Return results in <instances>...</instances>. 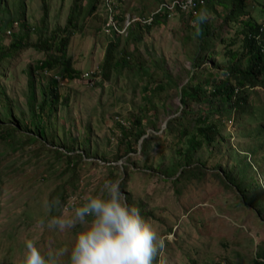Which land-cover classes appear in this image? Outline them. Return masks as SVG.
<instances>
[{
    "label": "rangeland",
    "instance_id": "1",
    "mask_svg": "<svg viewBox=\"0 0 264 264\" xmlns=\"http://www.w3.org/2000/svg\"><path fill=\"white\" fill-rule=\"evenodd\" d=\"M93 1L79 0L75 5L74 0H0V44L7 50L13 41L21 42L11 52L13 58L5 60L4 77L0 78V90L4 91L0 93V122L29 123L27 128L34 129L39 121L37 107L43 98L51 101L50 76L60 78L59 71L44 75L37 66L50 56L56 57L58 42L69 34L66 54L81 76L75 81H57V96L67 97L68 103L60 101L56 113L44 116L43 124L50 128L45 133L50 142L57 137L58 141H68L75 153L87 154L83 156L85 164L71 168L54 154L40 152L43 142L33 134L26 137L24 130L12 127L0 138V264H21L26 240L39 248L48 264H67V251L57 253L71 248L74 233L81 226L64 231L49 227L50 218L60 215L61 207L48 208L45 201L56 200L62 206L70 195L98 192L103 179L127 175L124 166L134 171L126 184L129 196L135 204L143 202L145 213L151 214L145 218L157 232L153 264H252L257 252L264 249L263 91L248 93L245 110L238 108L235 112L231 107L219 126L227 141L222 142V138L213 153H198L199 160L208 161L207 174L184 170L183 176L188 175L178 194L176 187L145 175L149 168L155 170L162 164L169 167L178 149L176 132L167 134V126L183 111L186 82L193 83V75L201 72L192 68L196 58L206 71L201 72L203 87L206 77L208 85L215 82L216 70L232 62L225 57L229 58L227 52L239 54L243 50L238 19L250 16L260 23L264 0H247L244 4L215 0L225 6L213 7L217 2H209L203 8L206 19L202 22H196L194 14L174 13L149 32L142 31L145 36L141 42L131 33L127 39L118 37L117 58L128 56L130 65L119 67L109 79L101 77L90 84L82 75L91 67L103 68L106 46L117 40L101 32L106 17L103 0H98L96 11L91 9ZM164 1L168 0H123V6L126 11L137 13L141 9L144 13L155 11ZM225 9L234 10L230 23L225 21ZM47 45H51L50 50ZM153 82H162L164 90L150 93ZM144 106L151 108L149 121L156 125H143V139L148 138L145 154L141 153V139L135 153L116 160L117 154L127 150L123 140ZM8 108L11 115L6 112ZM116 119L126 125L120 127ZM177 173L171 176L175 179ZM236 184L247 192L241 203L232 192ZM254 202L262 205L260 220Z\"/></svg>",
    "mask_w": 264,
    "mask_h": 264
},
{
    "label": "trees",
    "instance_id": "2",
    "mask_svg": "<svg viewBox=\"0 0 264 264\" xmlns=\"http://www.w3.org/2000/svg\"><path fill=\"white\" fill-rule=\"evenodd\" d=\"M77 1L74 0V4L77 5ZM215 0H211L214 2ZM243 4L246 3L247 0H239ZM216 2V1H215ZM222 3V2H221ZM98 4V0H94L91 6L93 11H96ZM209 3L206 4L208 6ZM222 6H225L221 4ZM205 6H198L195 10L194 18L196 19L197 15L203 10ZM234 14V10H230L229 15L225 17V21L230 23V18ZM46 15V14H45ZM243 16V15H242ZM238 19V16H235L234 20L238 19V26L241 23V30L239 33L242 36L243 41V50L241 53L237 54L233 51H228L227 55H225L227 59L232 58L231 63H227L225 67L222 69L218 68L214 75L216 78L212 82V84L208 85L207 77L204 79L206 83L205 87L201 84L202 82V74L201 72L206 71L202 68L201 61L197 60L195 62V66L192 68L196 69L197 71L201 70V72L195 73L193 76L195 81L191 83L190 81L186 82L184 89H182V113L178 114L175 118L171 119L167 126V134H172L173 131L176 132V146L178 149L175 151V155L171 159L170 166L166 168L165 164H162L157 169L152 170L151 168L148 169L147 177H158L159 180L162 182H167L171 186L176 187L177 193H180V188L185 183V177L188 175L186 173L183 176L184 170H190L191 172L198 173L199 175L207 174L206 164L208 161H201L197 158V155L200 151L205 150V152L213 153L214 150H217L223 136H221V131L219 130V126L222 124L223 120L229 116L231 107L237 112L238 108H243L245 110V105L248 99V93L250 91H256L254 88H260L264 90V51L262 52L260 48L256 46V43L253 39L249 38L256 34L258 29V24L250 16H246L245 19L242 18ZM162 19H166L165 15L158 14L154 22L152 24V28ZM69 25V23L67 24ZM201 26V23H199ZM149 28L148 30L152 29ZM204 30V29H203ZM136 31V32H135ZM142 30L134 29L131 32L132 38L141 42L143 40V34L141 33ZM206 32V31H205ZM215 36V34H214ZM70 35L68 34L66 37H62L58 42V47L56 48V57H48L44 61L40 62L37 66L39 71L42 74L48 75L53 72V70H57L60 79L67 81H75L80 79V72L79 70L75 69L72 65V60L66 54V47H68ZM127 39V38H126ZM264 40V35H263ZM118 37L117 40L111 41L106 46V53L104 54L103 60V68L102 75L104 79H109L113 72H117L120 68L128 67L130 65V60L127 58L128 56H123L122 60H118L116 49L118 48ZM264 45V43H262ZM21 46V42L19 40L13 41L10 46L7 47V50L3 49V46L0 44V78L4 77V70H5V60L7 58H13L11 53L14 48ZM51 45H47L45 48L50 50ZM10 51L8 52V50ZM244 59V60H243ZM244 61V66L241 65V61ZM214 63V62H211ZM139 64V62H138ZM205 64V63H204ZM140 68V67H139ZM145 76L150 77L148 71L144 72ZM31 82L35 77L34 71L30 73ZM58 75H51V84L53 88H50V98L51 101L47 102L44 98L42 99L41 104L37 107L36 116L39 118V121L35 124L34 129L31 131L29 130V123H24L22 126V122L20 124L14 125L13 121L11 124H6L4 122H0V138L4 135L10 133V129L14 127V130H24L26 131V137H36L43 143H39L41 146L42 151H46V153L54 154L56 157L60 158L67 167L74 168L78 164L83 163V156H87V154L83 155V153H75L76 150L70 146L67 142L63 140H57V137H53V142L49 141L48 136L45 134L48 127L44 128L46 124L44 123V116L52 115L56 113L57 110L56 105L61 101L62 103H68V98L64 97L61 98L57 96V81L55 77ZM223 76V77H221ZM218 81V79H220ZM99 81L96 80L95 83ZM30 82V86L32 85ZM200 85L203 87L201 89ZM164 90V84L161 82H153L152 87L150 89V93H160ZM0 93H4L3 89L0 90ZM147 103H150V99L146 100ZM241 105V106H240ZM32 113L34 112L35 107H31ZM151 108L148 106H144L142 113L140 116H137L131 122V131L128 134L129 136H125V140L123 143L126 145L127 150L123 154H117L115 156L116 160H121L122 158L126 157L130 153H135L137 148V144L142 139L143 150L141 153L145 154V145L148 143V138L143 139L146 134L144 123L149 122L153 128H156V125L151 123L150 114ZM6 112L11 115V109H7ZM150 115V116H149ZM14 125V126H13ZM118 125H120L118 123ZM130 126V124H129ZM29 127V128H27ZM120 127H124L121 126ZM126 128V127H125ZM50 131V128H48ZM128 137V138H127ZM154 138V137H153ZM157 138V137H156ZM55 141H58L55 144ZM63 141V142H62ZM227 141L226 138L222 140V142ZM65 143H67L65 145ZM122 144V145H124ZM57 145H60L57 147ZM122 145L120 147H122ZM29 147L31 145H28ZM27 147V146H24ZM254 156V155H253ZM254 158V157H253ZM105 162V160H101ZM74 164V165H73ZM111 170L117 169L114 166H109ZM123 170L128 173L127 175L122 174L115 177V180L122 179L120 182L121 191L124 193L125 197L127 198V203L131 206H134L139 209L141 215L143 217L151 215L146 214L143 207L144 204L142 201H139L137 204L134 203L132 198H130V194L127 190V180L131 177L134 173L133 169L129 166H124ZM179 171V172H178ZM181 173L178 176V173ZM177 173V178H173L172 174ZM120 181V180H119ZM236 182V181H235ZM234 196L238 199L239 203L245 201V193H247L242 186L236 184L235 186L231 187ZM235 192V193H234ZM180 195V194H179ZM64 200V199H63ZM65 201V200H64ZM64 203V202H63ZM256 206V215L258 216L259 220L260 217L263 215V211L260 209L261 204L255 203ZM259 205V207L257 206ZM169 232L171 230H168ZM162 236V235H161ZM252 264H264V249H261L257 252L255 259L253 260Z\"/></svg>",
    "mask_w": 264,
    "mask_h": 264
},
{
    "label": "clouds",
    "instance_id": "3",
    "mask_svg": "<svg viewBox=\"0 0 264 264\" xmlns=\"http://www.w3.org/2000/svg\"><path fill=\"white\" fill-rule=\"evenodd\" d=\"M209 2L211 0H207L203 6ZM121 6L124 13H134L123 9V1ZM151 12L135 14L146 15ZM205 19L206 14L201 10L196 22ZM148 29L140 30L147 32ZM255 90L264 92L258 87ZM45 206L61 207V214L50 218L49 227L64 231L81 226L74 233L71 248L61 249L57 253L63 255L67 251V264H153L157 253V232L138 208L127 203L118 180L103 179L98 192L85 191L70 195L62 206L56 200L45 201ZM24 246L21 264H48L31 240H26Z\"/></svg>",
    "mask_w": 264,
    "mask_h": 264
},
{
    "label": "built area",
    "instance_id": "4",
    "mask_svg": "<svg viewBox=\"0 0 264 264\" xmlns=\"http://www.w3.org/2000/svg\"><path fill=\"white\" fill-rule=\"evenodd\" d=\"M122 1L123 0H103L106 17L104 16L102 32L106 37H127L129 32L136 28H151L158 14L165 15L166 18H170L174 13L195 14L196 8L198 6H203L207 0H168L161 2L155 11L146 15L124 13L121 6ZM263 35L264 19L258 24L256 34L249 37L255 41L262 52L264 51V45L262 44L264 43ZM101 75V66L97 65L85 72L82 78L90 81V84H92L94 81L101 79ZM55 79L61 81L58 77H55ZM116 120L120 125H126L125 121L121 119ZM214 264H225V262H215Z\"/></svg>",
    "mask_w": 264,
    "mask_h": 264
},
{
    "label": "crops",
    "instance_id": "5",
    "mask_svg": "<svg viewBox=\"0 0 264 264\" xmlns=\"http://www.w3.org/2000/svg\"><path fill=\"white\" fill-rule=\"evenodd\" d=\"M213 5H214L213 7H217V6L219 7V6H222V5H218L217 3H215V4H213ZM219 8H220V7H219ZM123 9L125 10V7H124V6H123ZM125 11H126V10H125ZM224 11H225L226 13H228V14H227V16H228V15H229V10H228V9H225ZM138 12H141V9H138ZM146 12H148V11H146ZM146 12H144V13H146ZM225 17H226V16H225ZM148 32H149V31H148ZM144 36H145V35H143V38H144ZM75 69H76V68H75Z\"/></svg>",
    "mask_w": 264,
    "mask_h": 264
}]
</instances>
